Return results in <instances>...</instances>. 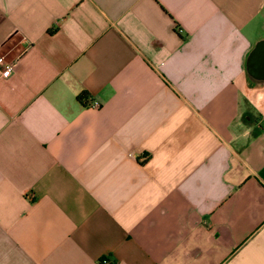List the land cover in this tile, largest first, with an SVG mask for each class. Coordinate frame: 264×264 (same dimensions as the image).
Listing matches in <instances>:
<instances>
[{
	"label": "crops",
	"instance_id": "1",
	"mask_svg": "<svg viewBox=\"0 0 264 264\" xmlns=\"http://www.w3.org/2000/svg\"><path fill=\"white\" fill-rule=\"evenodd\" d=\"M259 39L264 0H0V264H264Z\"/></svg>",
	"mask_w": 264,
	"mask_h": 264
},
{
	"label": "water",
	"instance_id": "2",
	"mask_svg": "<svg viewBox=\"0 0 264 264\" xmlns=\"http://www.w3.org/2000/svg\"><path fill=\"white\" fill-rule=\"evenodd\" d=\"M246 71L253 86H264V39H259L248 54Z\"/></svg>",
	"mask_w": 264,
	"mask_h": 264
},
{
	"label": "built area",
	"instance_id": "3",
	"mask_svg": "<svg viewBox=\"0 0 264 264\" xmlns=\"http://www.w3.org/2000/svg\"><path fill=\"white\" fill-rule=\"evenodd\" d=\"M176 29L178 32H182L181 28L176 27ZM13 65L14 62L8 61L3 55H0V78H8L12 71ZM86 104L92 108H99L101 105L100 101L96 98H89ZM99 263L108 264V260L106 257H103Z\"/></svg>",
	"mask_w": 264,
	"mask_h": 264
},
{
	"label": "trees",
	"instance_id": "4",
	"mask_svg": "<svg viewBox=\"0 0 264 264\" xmlns=\"http://www.w3.org/2000/svg\"><path fill=\"white\" fill-rule=\"evenodd\" d=\"M82 97H83V95L80 94V95L78 96V99H81Z\"/></svg>",
	"mask_w": 264,
	"mask_h": 264
}]
</instances>
